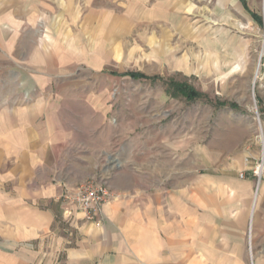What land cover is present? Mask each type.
Wrapping results in <instances>:
<instances>
[{
    "label": "crops",
    "instance_id": "crops-1",
    "mask_svg": "<svg viewBox=\"0 0 264 264\" xmlns=\"http://www.w3.org/2000/svg\"><path fill=\"white\" fill-rule=\"evenodd\" d=\"M186 1L0 0V87H13L0 95V264H249L250 222L255 245L264 237V186L257 201L251 184L238 190L235 181L114 186L101 226L75 212L72 245L57 227L66 188L96 172L109 151V125L54 124L60 67L73 64L71 51L88 48L84 35L170 18ZM214 3L234 26L238 14L264 26V0Z\"/></svg>",
    "mask_w": 264,
    "mask_h": 264
},
{
    "label": "rangeland",
    "instance_id": "rangeland-1",
    "mask_svg": "<svg viewBox=\"0 0 264 264\" xmlns=\"http://www.w3.org/2000/svg\"><path fill=\"white\" fill-rule=\"evenodd\" d=\"M237 16L234 26L228 17L219 18L214 0H188L170 18L131 19L123 32L113 23L101 27L108 33L84 35L88 48L71 51L73 64L60 67L55 78L54 124L109 125V151L96 172L66 189L99 183L108 191L105 205L118 196L114 186L176 190L197 182L235 181L238 190L251 184L252 201L259 199L264 186V26L256 30ZM173 81L188 82L200 95L186 96ZM9 84L0 87V95L13 88ZM67 192L62 196L67 210L57 227L72 245L75 212L96 226L103 224L105 212L103 205L101 214L88 217L66 198ZM251 224L248 262L264 264V237L255 245ZM50 255L46 249L42 260ZM62 261L60 255L57 263Z\"/></svg>",
    "mask_w": 264,
    "mask_h": 264
},
{
    "label": "built area",
    "instance_id": "built-area-1",
    "mask_svg": "<svg viewBox=\"0 0 264 264\" xmlns=\"http://www.w3.org/2000/svg\"><path fill=\"white\" fill-rule=\"evenodd\" d=\"M66 198L84 209L88 217L101 214L108 201V191L99 183L85 181L73 190L67 189Z\"/></svg>",
    "mask_w": 264,
    "mask_h": 264
},
{
    "label": "trees",
    "instance_id": "trees-1",
    "mask_svg": "<svg viewBox=\"0 0 264 264\" xmlns=\"http://www.w3.org/2000/svg\"><path fill=\"white\" fill-rule=\"evenodd\" d=\"M126 74H130L133 77H136L138 75L137 73H134V72H128ZM171 85H173V87L176 90L180 91L181 93L185 94L186 96H188L190 98H194V97H197L200 95V93L195 89V87L192 86L191 84H189L188 82L173 81Z\"/></svg>",
    "mask_w": 264,
    "mask_h": 264
},
{
    "label": "bare ground",
    "instance_id": "bare-ground-1",
    "mask_svg": "<svg viewBox=\"0 0 264 264\" xmlns=\"http://www.w3.org/2000/svg\"><path fill=\"white\" fill-rule=\"evenodd\" d=\"M259 169L261 170V167H259ZM260 170H259V172H261Z\"/></svg>",
    "mask_w": 264,
    "mask_h": 264
}]
</instances>
